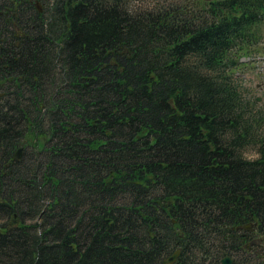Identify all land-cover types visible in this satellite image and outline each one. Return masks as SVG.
<instances>
[{"label":"trees","instance_id":"16d2710c","mask_svg":"<svg viewBox=\"0 0 264 264\" xmlns=\"http://www.w3.org/2000/svg\"><path fill=\"white\" fill-rule=\"evenodd\" d=\"M144 1L0 0V264L264 259V0Z\"/></svg>","mask_w":264,"mask_h":264},{"label":"rangeland","instance_id":"374dc122","mask_svg":"<svg viewBox=\"0 0 264 264\" xmlns=\"http://www.w3.org/2000/svg\"><path fill=\"white\" fill-rule=\"evenodd\" d=\"M144 2L145 3H143L142 5L135 4L132 7V9L135 10L137 8H142L141 6L148 7L151 4H153V3H151L150 0H146ZM41 8H42V6H41ZM261 33L264 36V26L263 25L261 26ZM244 59H245V61H249L250 60L248 58H244ZM244 59H242V60H244ZM257 63H259V62H257ZM250 66H251V64H248V65L244 66V69L243 70L239 71V74L238 75H241L242 77L245 78V79H242V78H239L238 79L239 81L240 80L242 81V83H240L239 85H243L245 88H247L248 92H245V96H246V99L247 100H249L250 98L257 97V96L263 98L264 97V91L262 92V91L258 90V88H257L258 86L257 85H252V81L247 79L248 78V75H249V72L250 71L252 72V70H253V69L250 68ZM233 78H237V77L233 76ZM260 81H261V79H260ZM256 107L264 108V99L261 100L260 101V105L259 106H256ZM74 111H75V114H76V109ZM71 114L73 115L74 112H72ZM22 150H23V148H22ZM251 154H253V153H251ZM55 161H57V160H55ZM62 165H63V163H62ZM257 252H258L257 250H254V253L253 254L254 255H257ZM253 254H250V253H246V254L245 253H241L240 254V257L244 256V257L248 258L249 256H252V258L254 259V261L257 262L256 264H264V259L263 258H260L259 256H254Z\"/></svg>","mask_w":264,"mask_h":264},{"label":"water","instance_id":"95a60500","mask_svg":"<svg viewBox=\"0 0 264 264\" xmlns=\"http://www.w3.org/2000/svg\"><path fill=\"white\" fill-rule=\"evenodd\" d=\"M177 255H175L169 262L172 263L176 259ZM231 262L232 261L229 258L223 260V264H231Z\"/></svg>","mask_w":264,"mask_h":264}]
</instances>
